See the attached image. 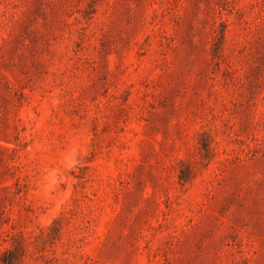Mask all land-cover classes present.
Segmentation results:
<instances>
[{"label": "rangeland", "instance_id": "374dc122", "mask_svg": "<svg viewBox=\"0 0 264 264\" xmlns=\"http://www.w3.org/2000/svg\"><path fill=\"white\" fill-rule=\"evenodd\" d=\"M0 264H264V0H0Z\"/></svg>", "mask_w": 264, "mask_h": 264}]
</instances>
